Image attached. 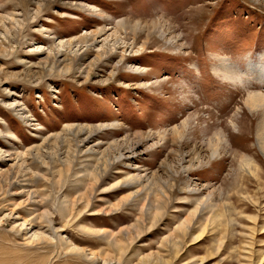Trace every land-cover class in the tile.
<instances>
[{
    "label": "rangeland",
    "instance_id": "rangeland-1",
    "mask_svg": "<svg viewBox=\"0 0 264 264\" xmlns=\"http://www.w3.org/2000/svg\"><path fill=\"white\" fill-rule=\"evenodd\" d=\"M246 91L264 94V0H0V264H264Z\"/></svg>",
    "mask_w": 264,
    "mask_h": 264
},
{
    "label": "bare ground",
    "instance_id": "bare-ground-1",
    "mask_svg": "<svg viewBox=\"0 0 264 264\" xmlns=\"http://www.w3.org/2000/svg\"><path fill=\"white\" fill-rule=\"evenodd\" d=\"M96 16L97 17H102V13H98V14H96ZM15 23H18L19 21L15 18ZM18 21V22H17ZM99 29V28H98ZM99 31V30H98ZM162 36H163V34H162ZM73 39H75V38H73ZM165 40V39H164ZM63 41L64 40H61V41H59V44L58 45H60V46H62L63 45ZM72 39H68V41H66V43H67V45L68 46H70L71 44H72ZM65 42V41H64ZM168 42H170L172 45L174 44V40H171V39H169L168 40ZM181 47V46H180ZM215 56L214 57H217L218 59H217V63H218V60L221 58L223 61V64H224V58L225 57H222V56H220V54H214ZM98 58V57H97ZM220 62H221V60H220ZM221 62V63H222ZM226 62V61H225ZM226 66H227V64H225ZM218 65H216V71L217 72H219L221 75H223V78H225V79H230L232 82H234L235 80H236V74H235V72L233 73V72H231L229 69H228V67H224V65H223V67H217ZM229 66V65H228ZM231 66V65H230ZM71 67H70V65H66V69L67 70H69ZM128 68L132 71V73H138V72H140L141 71V68L140 67H138V66H136V65H134V64H128ZM213 70H214V68H213ZM214 72V71H213ZM215 73V72H214ZM217 75H219V74H217ZM222 77V76H221ZM244 87V86H243ZM249 88V87H248ZM188 93H190V91L189 90H186ZM245 96H244V98H243V104H244V106L246 107V109L248 110V111H250V112H256V111H259V113L262 115V118H261V120H260V122H259V124H258V128H257V131H256V135H257V146H258V148H259V150L262 152V154L264 155V94H263V92H260V91H246V93L244 94ZM183 96H185L184 97V99H186L187 100V97H189L188 95H183ZM187 96V97H186ZM14 104V103H13ZM13 104H10L11 106L13 105ZM258 113V112H257ZM186 121L187 120H185V121H183L182 122V126H180V127H185L186 126ZM231 121V120H230ZM232 122V121H231ZM117 123L116 122H107V123H99V124H95V125H80V124H76V125H74V124H67V125H65L64 127H63V129H62V132H65L66 134H71L72 133V136H74V137H76V135H80V133H82V132H84L85 134H87V133H91V132H93V131H97V130H104V128H109V127H111V126H115ZM232 125H234L233 123H232ZM180 127H178V126H173L172 128H171V132L174 134V135H176V136H182L183 135V133H182V131L180 130ZM182 128V129H183ZM92 134V133H91ZM59 135V134H58ZM61 136V135H60ZM68 136V135H67ZM67 136H65V137H67ZM57 136H55V138H56ZM69 137V136H68ZM67 137V140L68 139H70V138H68ZM54 138V139H55ZM59 138V137H58ZM66 139V138H65ZM223 139H225L224 137H223V134H222V132L219 130V131H217V132H215V134H214V139H213V141L212 142H209V144H210V147H211V152H210V154H211V157H214V158H216L218 155H219V152H220V150H221V147H222V144H223ZM66 140V141H67ZM123 140L124 141H126V140H130L129 139V137L128 136H126L125 138H123ZM65 141V140H64ZM65 141V142H66ZM70 142V141H69ZM124 143V142H123ZM117 145V144H116ZM119 145V144H118ZM119 147V146H118ZM31 148V147H30ZM33 148V147H32ZM36 149V152L38 153V155L37 156H39V151H38V148H39V146L38 147H35ZM41 148V147H40ZM120 148V147H119ZM116 149H117V147H116ZM27 152L29 151V153H30V151H31V149H27L26 150ZM21 154V153H20ZM20 154L19 153H16V157H19L20 156ZM22 156V155H21ZM23 157V156H22ZM41 157V156H40ZM125 157H128V156H126V155H124V153L123 152H121V150L119 149L118 151H117V153L115 154V155H111L110 157L108 156V158H106V161H104V167L106 168L107 167V165H109L111 162H113L114 160H118V161H120V162H125L124 160H123V158H125ZM239 162H240V164H239V166H240V168H242V169H245V170H247L248 172H250V171H255L254 173H256V171H257V165H255V163L252 161V160H250L249 158H247L246 156H241V158H240V160H239ZM89 175V174H88ZM92 175V174H91ZM92 177H94L93 175H92ZM129 177V176H128ZM140 178V177H139ZM95 179V178H94ZM138 180V179H137ZM138 182V181H137ZM131 184V183H130ZM149 190V189H148ZM90 191H92V190H90ZM141 190H139V191H137L136 193H134V198L136 199V203H138V196H139V194L143 191H141ZM86 192V191H85ZM132 192V191H131ZM87 193H89L88 191H87ZM81 194V193H80ZM84 194V193H83ZM91 194V193H90ZM90 196V195H89ZM86 197V196H85ZM83 199V198H82ZM124 199V198H123ZM80 200V199H79ZM87 201H88V199H87ZM135 201V200H134ZM144 202V201H143ZM71 203V202H70ZM84 203H85V201H84ZM119 203H121V201H119L118 203H116V204H113L112 206L113 207H111V208H106V209H104L103 211H104V213H110L111 211H114V210H116V209H118L119 208V206L121 205V204H119ZM204 202H201L198 206L199 207H197V209L194 211V212H192L193 213V215L194 214H196L197 213V211H202L203 209H204ZM89 205V202H87V204H86V207ZM145 206V205H144ZM144 206L143 207H141V211H143V213L144 214H147L148 216L150 215V217L154 220V221H156V218L158 217V215H159V209H160V207H158V205L157 204H152V208H149V209H147L146 211H144ZM206 206V205H205ZM66 207V206H65ZM70 210V209H69ZM95 213H97V212H94L93 214H95ZM150 218V219H151ZM185 221H189L188 219H186ZM187 222H184L182 225L183 226H186V227H189V224H187ZM133 228H135V226H132ZM182 228V227H181ZM182 230V229H181ZM102 231V230H101ZM124 231V230H123ZM129 230H128V228H126V230H125V233L127 234V232H128ZM130 231H132V230H130ZM134 231V230H133ZM104 231H102L101 233H103ZM117 235V234H116ZM115 234H112L111 236H109L110 238L112 237H115L116 236ZM198 238V237H197ZM132 239V238H131ZM152 256V254L151 255H149V257H151Z\"/></svg>",
    "mask_w": 264,
    "mask_h": 264
}]
</instances>
